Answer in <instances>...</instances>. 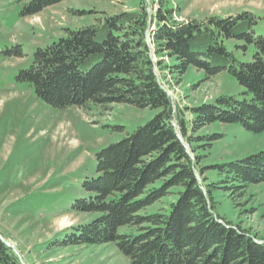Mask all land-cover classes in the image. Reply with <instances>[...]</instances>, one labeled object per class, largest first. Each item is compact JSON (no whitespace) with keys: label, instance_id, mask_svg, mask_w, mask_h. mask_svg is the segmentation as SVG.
<instances>
[{"label":"trees","instance_id":"16d2710c","mask_svg":"<svg viewBox=\"0 0 264 264\" xmlns=\"http://www.w3.org/2000/svg\"><path fill=\"white\" fill-rule=\"evenodd\" d=\"M22 1L21 14L28 17L64 0ZM171 1L151 0V10L140 2L136 11L68 28L34 49L30 65L16 75L58 109L106 113L130 104L157 111L132 131L106 126L123 136L95 153L94 173L80 179L82 195L65 197L68 210L97 216L72 227L58 245L114 244L131 264H264V239L218 214L214 200L219 189L236 198L264 182V150L203 165L202 150L212 149L221 135H197L213 124L264 133V35L254 31L258 17L241 12L178 21L181 7ZM3 54L27 56L20 44ZM165 57L179 77L190 67L204 71L206 79L228 73L243 87L241 96L221 94L190 107L192 119L186 118L161 82L158 66ZM208 171L218 177L211 179ZM168 197L174 199L167 209L151 210ZM0 264H25L2 233Z\"/></svg>","mask_w":264,"mask_h":264},{"label":"rangeland","instance_id":"374dc122","mask_svg":"<svg viewBox=\"0 0 264 264\" xmlns=\"http://www.w3.org/2000/svg\"><path fill=\"white\" fill-rule=\"evenodd\" d=\"M150 1L64 0L25 17L22 0H0V233L25 264H131L114 244L58 245L72 227L97 216L68 210L65 197L82 195L80 179L94 173L95 153L123 136L106 126L121 124L132 131L157 111L130 104H116L106 113L58 109L37 98L33 87L17 81L16 75L30 65L34 49L64 36L68 28L136 11L140 2L151 10ZM170 4L181 7L175 16L178 21L251 12L258 17L255 33L264 35V0H172ZM16 44L22 45L27 56L3 54ZM172 64L165 57L158 73L176 108L188 119H192L190 107L211 103L221 94L241 96L243 87L226 72L206 79L204 71L190 67L179 77L170 71ZM214 133L221 138L212 149L202 150L203 165L264 150V133L237 124H213L197 135ZM206 175L218 177L214 171ZM173 199L168 197L151 210L167 209ZM214 200L218 214L264 239V182L249 186L244 196L236 198L219 189Z\"/></svg>","mask_w":264,"mask_h":264},{"label":"water","instance_id":"95a60500","mask_svg":"<svg viewBox=\"0 0 264 264\" xmlns=\"http://www.w3.org/2000/svg\"><path fill=\"white\" fill-rule=\"evenodd\" d=\"M17 252V251H16ZM18 253V252H17ZM19 254V253H18Z\"/></svg>","mask_w":264,"mask_h":264}]
</instances>
